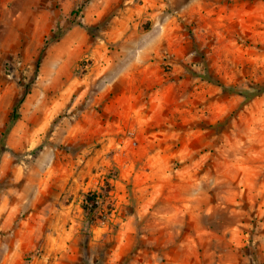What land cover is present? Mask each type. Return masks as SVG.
I'll return each mask as SVG.
<instances>
[{
	"label": "rangeland",
	"instance_id": "374dc122",
	"mask_svg": "<svg viewBox=\"0 0 264 264\" xmlns=\"http://www.w3.org/2000/svg\"><path fill=\"white\" fill-rule=\"evenodd\" d=\"M207 78L264 86V0H0V264H264V94Z\"/></svg>",
	"mask_w": 264,
	"mask_h": 264
},
{
	"label": "trees",
	"instance_id": "16d2710c",
	"mask_svg": "<svg viewBox=\"0 0 264 264\" xmlns=\"http://www.w3.org/2000/svg\"><path fill=\"white\" fill-rule=\"evenodd\" d=\"M78 25L82 28L87 29V31H89V32L91 31V28H87V27L83 26L82 24H78ZM207 80H209V82L217 85L218 87H221L226 92H228L230 94H236L237 93L238 95L243 96L245 99H253L254 97H256L258 95L264 94V86H260L257 90H254L252 92H249V91L236 92L234 88L223 86L218 81L211 80L210 78H207ZM14 110L16 111V108ZM85 203L87 205L83 204L82 209L86 212L87 211L88 212L94 211V209H96L98 207V199L96 197L89 196V194H86V196H85Z\"/></svg>",
	"mask_w": 264,
	"mask_h": 264
}]
</instances>
